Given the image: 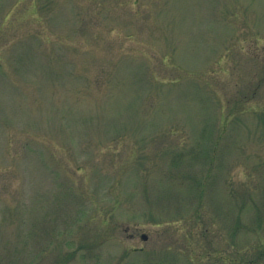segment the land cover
Instances as JSON below:
<instances>
[{
    "label": "rangeland",
    "instance_id": "1",
    "mask_svg": "<svg viewBox=\"0 0 264 264\" xmlns=\"http://www.w3.org/2000/svg\"><path fill=\"white\" fill-rule=\"evenodd\" d=\"M0 264H264V0H0Z\"/></svg>",
    "mask_w": 264,
    "mask_h": 264
},
{
    "label": "water",
    "instance_id": "2",
    "mask_svg": "<svg viewBox=\"0 0 264 264\" xmlns=\"http://www.w3.org/2000/svg\"><path fill=\"white\" fill-rule=\"evenodd\" d=\"M143 237H144V238H147V236H146V235H143Z\"/></svg>",
    "mask_w": 264,
    "mask_h": 264
},
{
    "label": "trees",
    "instance_id": "3",
    "mask_svg": "<svg viewBox=\"0 0 264 264\" xmlns=\"http://www.w3.org/2000/svg\"><path fill=\"white\" fill-rule=\"evenodd\" d=\"M193 151H195V150H193Z\"/></svg>",
    "mask_w": 264,
    "mask_h": 264
}]
</instances>
